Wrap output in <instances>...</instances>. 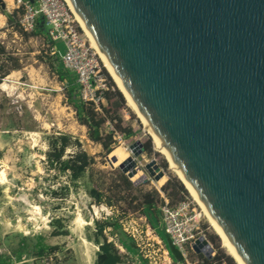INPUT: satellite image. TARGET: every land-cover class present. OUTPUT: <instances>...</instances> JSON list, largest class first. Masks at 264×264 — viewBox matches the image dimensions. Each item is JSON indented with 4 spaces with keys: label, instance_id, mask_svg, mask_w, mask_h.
I'll return each mask as SVG.
<instances>
[{
    "label": "water",
    "instance_id": "water-1",
    "mask_svg": "<svg viewBox=\"0 0 264 264\" xmlns=\"http://www.w3.org/2000/svg\"><path fill=\"white\" fill-rule=\"evenodd\" d=\"M72 1L239 256L264 264V0ZM143 149L121 170L165 180Z\"/></svg>",
    "mask_w": 264,
    "mask_h": 264
},
{
    "label": "rangeland",
    "instance_id": "rangeland-1",
    "mask_svg": "<svg viewBox=\"0 0 264 264\" xmlns=\"http://www.w3.org/2000/svg\"><path fill=\"white\" fill-rule=\"evenodd\" d=\"M5 3L6 11L13 13V3L9 0H5ZM14 4L16 5V2ZM1 11L0 7V14H3ZM5 17L2 27L0 26V42L5 47L4 53L0 51V76L3 71L13 66L12 58L17 59L19 68L11 69L9 74L3 75L0 79L1 244L11 251L20 264H95L98 246L87 236L94 235V219L113 216L119 226L122 227L126 223L130 230L137 229L136 240L132 239L135 247L128 250L124 246L122 249L119 247L123 254L121 264H180L175 263L169 253L163 252L167 247L160 236V230L165 229L163 216L157 220L156 226L152 227L149 220L144 219L145 214L137 209V203H130V199L137 192H122L121 195L127 199L121 200L113 207L103 203L95 204L87 194V187L92 185L106 188L111 177L116 178L122 170L118 164L110 165L107 156H102V146L91 141L87 136L86 126L77 121L75 111L66 98L64 84L58 80L57 73L49 65V58L56 56L51 52L50 42L42 36H24L9 26ZM88 42L90 43L89 39ZM92 50L96 53L103 71L108 73L107 82L111 81L109 89L118 88L96 50L93 47ZM103 106L110 109L111 101L104 99L101 109ZM117 114L122 118L119 125L124 131L117 128V120L109 119V116H114L113 113L111 111L107 113V120L111 121L112 127L116 130L115 147L122 146L132 155L130 147L135 141L140 140L143 145L151 142L152 151L148 153L143 149L142 156L147 161L156 160L165 173V180L162 177L157 181L136 158L137 165L143 172V176L137 175L134 179L137 188L145 191L158 190L159 208L164 202L162 193L173 206L180 202L187 203V217L191 219L184 223V228L198 225L200 229L195 237L201 235L210 244L211 251L189 250L186 255L188 260L184 264H205L202 254L209 260L220 253L232 258L221 237L215 233L189 191L176 193L172 187L164 189L166 181L171 176L182 181L167 158L158 150L156 143L155 147L152 136L145 130L127 101L118 109ZM104 129L110 130L107 121ZM58 131L78 136L90 154L95 155V170H102L103 173L95 172L93 181L82 180L75 187L66 175H58L53 170H47L44 155L48 148L47 138ZM67 183L70 190L64 197L66 191L63 185ZM56 219L61 220L62 228L57 225ZM146 224L150 225L152 231H146ZM106 234L109 240L117 241V244L122 246L118 238L112 237L108 230ZM23 235L43 236V242L48 246L46 253L36 256L34 249L29 247L31 252L22 251V256L19 257L13 250L17 248L18 241ZM212 236L214 238H211ZM158 240H161V243ZM188 248L190 249V244ZM234 263L237 264L235 260Z\"/></svg>",
    "mask_w": 264,
    "mask_h": 264
},
{
    "label": "trees",
    "instance_id": "trees-1",
    "mask_svg": "<svg viewBox=\"0 0 264 264\" xmlns=\"http://www.w3.org/2000/svg\"><path fill=\"white\" fill-rule=\"evenodd\" d=\"M2 12L7 16L8 25L14 28L16 31H20L22 34H24V36H42L48 42H50L51 46L54 44L48 38V28L45 24L43 16H39L35 31L32 33H26L20 29L18 24V14L21 12V9H15L13 13H9L6 11ZM0 51L3 53L5 52V47L4 45H1V42ZM12 59L14 60L13 66L8 70L6 69L5 71H3L0 79L3 77V75L9 74L11 69L19 68L17 59ZM48 62L49 65L52 66L53 70L57 73L58 80L64 84L66 98L75 111L77 121L80 124L86 126L88 138L91 141L102 146V156H107L115 148L116 144V139L114 138L113 132L106 131L104 129L105 122L107 121V113H109L110 111L113 113L114 116L111 115L109 116L110 118H108L111 121L117 120V128L124 131V129L120 126L122 118L117 114L118 109L126 103L125 97L123 96L122 92L119 88H115L116 83L114 84L112 82V86H114L115 89H108L104 92V98L107 101H111L112 107L109 109L108 107L103 106L102 112L100 113L95 109L92 103L85 102L80 99L78 93L77 76L73 71L65 68L63 63L59 61L56 56L55 58H49ZM104 74L109 78V76H107V72H104ZM109 84H111V81H109ZM127 104L130 105L129 102ZM137 117L139 118L138 115ZM139 120L141 121L140 118ZM47 139L48 148L44 153L46 158L47 170H53L55 174L58 175H66L69 178L70 183H72V185H74L75 187H77L82 180H87L89 182L93 181L95 172L103 173L102 170H95V155H92L86 151L82 140L78 136L68 132L58 131L49 135ZM144 150L148 153L152 151L151 142H148L144 145ZM119 172L120 173L116 178L111 177L110 182L106 188H100L98 186L92 185L90 187H87V194L92 198V201L95 204L103 203L107 206L113 207L117 205L121 200L127 199L126 196L121 195L124 192H137V194L130 199V203L136 202L138 207L137 209L142 211V213L145 214V217L149 220L151 226L155 227L157 224V220H159V218L161 217V210L157 206V201L160 196L159 191L156 189L151 191L138 189L137 185H135L123 171ZM166 182V187L164 186V189H167V187H172V189L175 190L176 193H187V189L185 188L184 184L180 182V180L171 176V178H169ZM63 187L66 191L63 194L65 197L70 190V186L67 183L64 184ZM55 222L61 228L63 227L61 220L56 219ZM93 223L94 235L87 236V238L90 241H93L98 246V250L95 256V264H121L123 260V254L117 244L109 240L108 235L106 234L107 230L110 229L108 230L109 234H111L112 236H116L118 238V242L127 250L135 247L132 238H130L122 229V227L119 226L117 219L113 216H106L102 219H94ZM160 236L164 240L173 261L175 263L179 262L180 264H184L185 260L181 252L175 245L172 244V241L164 228L160 230ZM211 238L214 237L212 236ZM16 247L17 248H14L13 252L19 255V257L22 256V251H30L28 249L29 247H32L34 249V253L36 256L44 255L48 249V246L43 242V236L41 235H37L34 237L23 235L18 241V245ZM224 247L229 252V255L232 256V258L238 264V261L229 251V249L226 246ZM201 257L203 258L205 264H222L223 262H225V264H235L234 260L231 257H226L221 253L214 256L211 260L204 257L203 254L201 255Z\"/></svg>",
    "mask_w": 264,
    "mask_h": 264
},
{
    "label": "built area",
    "instance_id": "built-area-1",
    "mask_svg": "<svg viewBox=\"0 0 264 264\" xmlns=\"http://www.w3.org/2000/svg\"><path fill=\"white\" fill-rule=\"evenodd\" d=\"M15 2L16 9H21L18 14V24L23 32H34L39 16H43L48 28V38L54 43L51 46V52L56 55L65 68L76 74L80 99L92 103L97 111H102L101 103L105 99L104 92L109 89V82H107V77L100 66L96 53L92 50L87 36L76 21L67 2L65 0H15ZM15 34L17 35L16 32ZM59 42L63 44V50L57 47L56 43ZM107 123L110 125L108 131L113 132L115 138L116 130L112 127L111 121L107 120ZM161 196L164 199L160 210L165 223V231L169 235L172 244L178 248L186 261L188 260L187 252L189 250L195 251L193 244L200 238H205L201 235L195 237L200 229L198 225L184 228V223L186 224L191 219L187 217V203L180 202L173 206L164 193ZM149 226L146 224V231H152ZM122 229L130 238L136 240L135 231L137 229L130 230L129 225H126V223L123 224ZM158 241L161 243V240ZM115 243L117 244V241ZM188 244H190V249ZM198 245L204 252L211 251L202 241ZM119 247L122 249L123 246ZM166 248L163 252L167 254L169 250ZM20 263V261H16L11 251L0 242V264Z\"/></svg>",
    "mask_w": 264,
    "mask_h": 264
},
{
    "label": "bare ground",
    "instance_id": "bare-ground-1",
    "mask_svg": "<svg viewBox=\"0 0 264 264\" xmlns=\"http://www.w3.org/2000/svg\"><path fill=\"white\" fill-rule=\"evenodd\" d=\"M65 1L67 2L68 7L72 11L76 21L79 23L80 27L82 28V30L84 31V33L88 37L91 46L96 50L100 59L103 61L105 68L110 73V75L113 77L118 88L120 89V91L125 96L126 101H128L130 103L132 110H134L137 113V115L139 116V118L143 122L145 130L152 136L153 140L157 144L158 150L161 151L163 153V155L167 158L170 166L173 168V170L175 171L177 176L181 179L183 184L186 186L187 190L191 194L194 201L201 208V210L203 211L208 222L211 224V226L213 227L215 232L218 233L219 236L221 237L223 244L229 249V251L233 254V256L236 258V260L238 261L239 264H246L243 261V259L239 256V254H238L237 250L235 249L234 245L232 244V242L225 235V233L220 228V226L214 221L213 216H212L211 212L209 211V209L206 207V205L204 204V202L202 201V199L200 198L198 193L195 191V189L191 186V184L183 176V174L181 173L177 163L171 157L167 147L164 146L163 142L159 139V137L156 135V133L154 132V130L152 129V127L150 126V124L148 123V121L146 120L144 115L142 114L141 110L139 109V107L135 103V100H134L133 96L131 95V93L129 92L128 88L120 80V78L118 77L114 68L110 64L109 60L107 59V57L104 55V53L102 52V50L99 48L98 44L96 43L93 34L90 32V30L88 29V27L86 26L84 21L80 18L79 13L77 11V8H76L75 4L73 3V1L72 0H65ZM3 19H4L3 16L0 14V26L3 25ZM1 86L4 87V85H1ZM109 157H110L113 165H117V164L120 165L123 162L128 161L130 154L122 146H116L111 151V153L109 154ZM128 175L131 179H133V182H134V179H136L137 175L143 176V172L140 170L139 167H136V169L134 168L132 171H130L128 173Z\"/></svg>",
    "mask_w": 264,
    "mask_h": 264
},
{
    "label": "crops",
    "instance_id": "crops-1",
    "mask_svg": "<svg viewBox=\"0 0 264 264\" xmlns=\"http://www.w3.org/2000/svg\"><path fill=\"white\" fill-rule=\"evenodd\" d=\"M4 1V3H5V0H3ZM10 1V3L12 2L13 3V5H14V10L16 9L15 8V0H9ZM5 5H6V3H5ZM2 9V8H1ZM6 9H7V6H6V8L5 9H2V11H6ZM1 11V12H2ZM7 12V11H6ZM3 13V12H2ZM4 14V13H3ZM3 14H1L2 16H3V18L6 16L5 14L3 15ZM5 18H7V16L5 17ZM3 21H4V19H3ZM4 23V22H3ZM2 27V26H1ZM33 36V35H32ZM36 36V35H35ZM56 45H57V47L58 48H60L61 50H63L64 49V46H63V44L62 43H56ZM121 245V244H120ZM118 246V245H117ZM119 247V246H118Z\"/></svg>",
    "mask_w": 264,
    "mask_h": 264
}]
</instances>
